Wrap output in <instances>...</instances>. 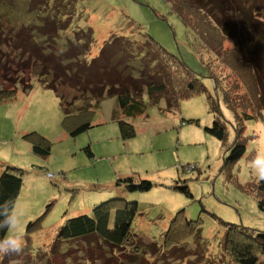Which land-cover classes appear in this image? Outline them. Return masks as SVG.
Masks as SVG:
<instances>
[{
    "label": "rangeland",
    "instance_id": "obj_1",
    "mask_svg": "<svg viewBox=\"0 0 264 264\" xmlns=\"http://www.w3.org/2000/svg\"><path fill=\"white\" fill-rule=\"evenodd\" d=\"M26 1L6 0L10 7L15 3L18 6L8 13L0 5V15L5 21L15 20L17 32L27 30L23 22L38 15L25 12ZM73 1L75 8L69 11L76 9L82 22L89 21L90 13L97 15L91 25L95 38L92 50L109 40L111 34L126 33L124 19L133 20L145 34L197 72L208 91L180 100L176 109H169L165 98L155 103L144 95L145 114L121 117L134 125L135 134L131 137L123 135L119 120L114 117L116 98H107L91 116L93 127L72 137L63 125L65 112L60 98L27 69L25 79L31 77L28 83L33 89L25 90L19 84L14 98L0 101V175L8 166L25 170L11 216L20 218L18 231L24 233L26 243L18 252L0 255V264L226 263L229 257L220 251L226 229L223 222L264 230V196L249 188L251 182L264 179L254 163L258 154L264 155V112L263 116L245 121L247 150L239 160L228 161L227 146L236 137L234 113L219 95L227 120L226 143L206 130L215 118L208 102V94L217 98L215 83L209 78L207 58L197 50L196 36L171 5L166 0ZM67 32L70 30L62 32L59 40L70 37ZM131 45L138 46L137 42ZM8 46H3L0 62V80H4L5 87H10L11 79L18 77L23 68L19 62L24 60L25 67L30 58L29 53L23 56L20 49L15 51L13 44ZM53 50L58 52L60 44ZM91 54L88 59L97 55ZM37 60L40 59L33 55L28 66L37 63L38 68L41 62ZM220 67L225 68L216 63L210 70L217 72ZM67 83L73 94L76 89L71 81ZM226 83L231 94L234 77H227ZM34 131L51 141L48 157L36 154L33 143L24 137ZM88 145L92 155L85 148ZM127 174L139 175L154 185L146 191L116 186L115 181ZM185 185L189 193L179 188ZM119 195L138 202L132 224L136 236L128 244L112 247L95 234L72 239L59 237L67 218L92 213L95 205ZM180 210L189 220L201 217L204 243L189 238L186 244L167 249L164 236ZM187 251H193L192 257L187 256Z\"/></svg>",
    "mask_w": 264,
    "mask_h": 264
},
{
    "label": "trees",
    "instance_id": "obj_2",
    "mask_svg": "<svg viewBox=\"0 0 264 264\" xmlns=\"http://www.w3.org/2000/svg\"><path fill=\"white\" fill-rule=\"evenodd\" d=\"M166 1L196 36L197 50L207 58L209 78L215 83L217 98L208 94L210 110L215 113V118L206 130L226 143L227 120L221 110L219 95L234 113L232 125L236 137L227 146L229 154L226 158L235 162L247 150V138L243 135L245 121L263 116L264 112V0ZM0 2L6 13L18 7L17 3L11 4V8L6 0ZM73 3V0H27L25 12L29 10L38 15L26 19L23 26L27 30L18 32L15 20L7 18L5 21L0 15V62L3 46L11 47L13 44L14 50L20 49L21 55L30 54L25 67L22 64L24 60L19 62L23 68L18 71V77L11 79L10 87H5L4 80H0V101L14 98L19 84L25 90L32 88L28 83L31 77L25 79V72L31 69L29 71L41 85L54 90L60 98L65 112L63 125L70 136L77 137L93 127L91 116L102 102L116 98L114 117L119 120L123 135L131 137L135 134L134 125L121 117L145 114L144 95L155 103L165 98L167 107L176 109L180 100L207 93L208 88L197 72L180 56L170 53L152 36L145 34L133 20L124 19L126 33H113L109 40H104L92 50L95 38L91 25L97 20V15L90 13L89 21L82 22L76 9L69 11L75 8ZM66 30H70L67 34L71 35L76 30L75 35H70L65 41L59 40ZM134 42L138 44L136 48L131 45ZM59 44L60 50H53ZM93 52L97 55L92 60L88 59ZM33 55L40 59L37 60L41 62L38 68L35 66L37 63L28 66ZM216 63L223 65L224 70L220 67L219 71L212 72L210 68ZM227 77H234L231 94L226 88ZM67 81H71L72 88L76 89L73 94ZM24 137L33 143L32 149L36 154L50 155L52 143L47 137L35 131ZM85 148L92 155L90 145ZM24 173L22 168L8 166L0 175V239L9 230L7 220L22 189ZM115 185L128 191H146L154 183L139 175L127 174L121 175ZM249 186L250 190H257L264 196V179L253 181ZM179 188L189 193L186 185ZM137 213L138 202L119 195L95 205L92 213L84 212L67 218L59 237L72 239L95 234L112 247H122L136 236L132 232V224ZM170 223L164 236L165 248L186 244L189 238H193L195 243H204L201 217L189 220L184 210H180ZM223 224L226 229L220 251L229 257L227 262L261 264L264 230L229 222ZM193 251H187V256Z\"/></svg>",
    "mask_w": 264,
    "mask_h": 264
},
{
    "label": "clouds",
    "instance_id": "obj_3",
    "mask_svg": "<svg viewBox=\"0 0 264 264\" xmlns=\"http://www.w3.org/2000/svg\"><path fill=\"white\" fill-rule=\"evenodd\" d=\"M254 163L258 168L259 175L264 177V155L258 154ZM20 223L21 220L16 215L8 218L7 225L10 231L4 235L3 239H0V255L18 252L24 247L26 243L24 233L18 231Z\"/></svg>",
    "mask_w": 264,
    "mask_h": 264
},
{
    "label": "built area",
    "instance_id": "obj_4",
    "mask_svg": "<svg viewBox=\"0 0 264 264\" xmlns=\"http://www.w3.org/2000/svg\"><path fill=\"white\" fill-rule=\"evenodd\" d=\"M49 176H52V175H49Z\"/></svg>",
    "mask_w": 264,
    "mask_h": 264
}]
</instances>
